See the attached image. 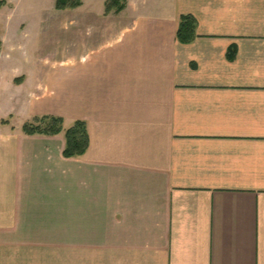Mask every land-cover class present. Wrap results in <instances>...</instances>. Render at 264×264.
I'll use <instances>...</instances> for the list:
<instances>
[{
	"label": "crops",
	"instance_id": "obj_1",
	"mask_svg": "<svg viewBox=\"0 0 264 264\" xmlns=\"http://www.w3.org/2000/svg\"><path fill=\"white\" fill-rule=\"evenodd\" d=\"M106 2L69 9V74L0 71L24 122L89 135L65 158L64 131L27 135L0 102V257L69 233V264H264V0Z\"/></svg>",
	"mask_w": 264,
	"mask_h": 264
},
{
	"label": "rangeland",
	"instance_id": "obj_2",
	"mask_svg": "<svg viewBox=\"0 0 264 264\" xmlns=\"http://www.w3.org/2000/svg\"><path fill=\"white\" fill-rule=\"evenodd\" d=\"M8 2L7 8H3L4 5L0 9V71L15 70L19 76L69 74V67L58 64L69 63L76 45L70 26V10H56L55 0ZM7 99L6 92L0 93L4 109L13 114L12 118H7L21 127L30 112L29 98L21 95L15 101L11 99L10 105ZM33 235L36 237H31ZM1 256L0 264H69V233H16L14 244L5 246Z\"/></svg>",
	"mask_w": 264,
	"mask_h": 264
},
{
	"label": "trees",
	"instance_id": "obj_3",
	"mask_svg": "<svg viewBox=\"0 0 264 264\" xmlns=\"http://www.w3.org/2000/svg\"><path fill=\"white\" fill-rule=\"evenodd\" d=\"M126 0H107L105 13H119L125 8ZM6 4V0H0V9ZM82 0H55L54 8L56 10L72 9L80 6ZM196 21L190 15H182L177 31V39L181 43H189L195 37ZM5 122V121H3ZM2 122V123H3ZM63 118L53 115H44L35 117L31 121L22 125V130L27 135L44 134L55 135L62 131L65 133V147L63 156L70 158L82 156L89 146V135L86 129V123L76 120L70 127L64 130Z\"/></svg>",
	"mask_w": 264,
	"mask_h": 264
}]
</instances>
